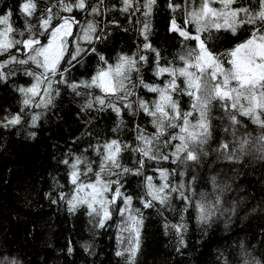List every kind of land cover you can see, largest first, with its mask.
Listing matches in <instances>:
<instances>
[{
  "label": "snow or ice",
  "instance_id": "1",
  "mask_svg": "<svg viewBox=\"0 0 264 264\" xmlns=\"http://www.w3.org/2000/svg\"><path fill=\"white\" fill-rule=\"evenodd\" d=\"M158 10L157 0H46L44 7L40 0H23L18 30L13 6L0 10V86L18 97L15 110L0 103V150L8 151L3 133L36 140L49 124L67 123L69 113L77 130L84 129L71 143L87 146L78 153L69 147L57 158L69 191L52 177L53 187L43 195L70 217L85 213L93 240L82 247L90 257L98 256L96 235L115 228L114 255L136 264L144 211L155 210L165 235L174 237L179 259L173 264H192L193 250L200 264H264V220L256 226V244L236 234L234 244L220 246L241 218L246 178L255 165L264 169V0H164L166 31L181 45L171 59L155 39ZM243 29L249 31L241 38ZM222 30L236 42L221 52L213 44ZM129 32L135 50H117V39ZM89 65L94 71L85 76L80 70ZM18 76L26 82L18 83ZM66 96L74 110L65 112ZM104 118L114 120L111 136L97 129ZM138 179L140 192L132 188ZM259 182L264 186V171ZM258 203L264 211V199ZM41 227L34 222L28 229L33 242ZM4 228L0 223V234ZM57 252L72 256L75 248L69 240ZM18 255L0 243V264H22ZM36 264H46L42 253Z\"/></svg>",
  "mask_w": 264,
  "mask_h": 264
},
{
  "label": "trees",
  "instance_id": "2",
  "mask_svg": "<svg viewBox=\"0 0 264 264\" xmlns=\"http://www.w3.org/2000/svg\"><path fill=\"white\" fill-rule=\"evenodd\" d=\"M23 0H0V10L5 6H13L12 24L14 29H21L24 25L23 16L19 12V4ZM46 0H40V6H45ZM116 3L117 0H111ZM159 10L154 17V25L156 28L155 39L159 45L165 49L164 55L169 59L172 55L180 51V40L173 37L166 31V16L168 13L164 10V0H157ZM177 3H183V0H176ZM244 4H249L252 0H241ZM198 3V0H197ZM112 15V14H110ZM118 15V14H116ZM181 16V13H177ZM122 19V18H121ZM35 23V21H33ZM249 29H243L239 35L243 38ZM215 34V30H213ZM167 41V42H165ZM236 42L230 33H225L223 30L220 33V39H217L213 47L219 51H225L231 44ZM136 37L134 33L121 34V37L116 41L117 50L123 48L126 52L135 50ZM192 45H189L191 47ZM113 52V56H115ZM92 65L87 69H81L85 76L93 72ZM80 72L75 75L80 77ZM146 78H151L152 73L149 70L145 73ZM27 78L18 76L17 82L24 83ZM16 94L9 89L0 86V103L6 102L12 106V109L17 108ZM184 105H188V98L183 97ZM65 112L74 105L68 104L67 96L62 102ZM214 115H219V112H214ZM67 123L60 124L53 122L44 127L38 132L36 140H24L22 137H17L15 132L3 133L9 136L8 151L0 150V223L4 228V233L0 234V243L14 254L18 253V259L22 264H36L37 253H42L46 258V264H125L123 258L114 255L117 250V241L115 238L116 229L109 228L103 234H97L95 237L97 257H90L84 251L82 244L85 241H92L93 237L89 231L87 217L83 211H80L75 218L68 216L66 208L61 205L60 210L55 206H50L47 200L44 199V193L52 189V177H56L59 184L64 187V190L69 191V183L67 180L66 170L63 165L58 164L57 158L68 148H73L77 153L87 146V141L79 144V146L71 143L76 136L84 130L78 129V125L71 119L70 113L66 117ZM214 123L219 124L218 121ZM249 125V131L253 135L257 134V128L250 121H246ZM114 120L107 118L101 119L98 122V130H106L111 136V128L114 127ZM72 133L75 135L73 136ZM216 139H219L222 133L217 128L214 133ZM122 139H128L129 133L127 129L121 133ZM95 141L93 140V143ZM215 147V144H213ZM89 158L95 160L93 153H88ZM127 160V157L125 156ZM168 165L165 164V167ZM256 170L250 172L243 185V190L239 193L240 196L247 197V202L240 212V219L235 222L232 229L233 236L227 241H221L220 246L232 245L235 243L236 234L240 238L247 236L249 246L257 243L255 233L257 225L264 220V211H259V201L264 199V186L259 182L261 169L259 164L255 165ZM10 170L14 174H10ZM227 171V169H226ZM151 175V172L148 173ZM138 180L132 182V188L136 192L141 189L137 187ZM236 194L233 193V196ZM27 197V201L25 199ZM139 207V204H135ZM257 206V212L249 210ZM248 212V215H245ZM145 224L142 229V246L136 257V264H173V259L178 260L175 256L172 245L174 237L169 234L165 235L163 228V220L158 216L155 210H145ZM166 216H171L165 213ZM42 225L40 228V239L33 242L27 236V231L33 226V223ZM248 226L246 232L239 231L241 228ZM74 227V230L70 231ZM222 227V225H221ZM71 240L75 252L72 256H67L63 253H58L57 249H64L65 245ZM213 249H209V260H211ZM186 256L189 253H185ZM192 264H200L198 259V251L193 250L191 253Z\"/></svg>",
  "mask_w": 264,
  "mask_h": 264
}]
</instances>
